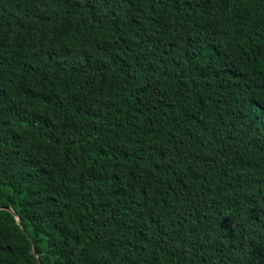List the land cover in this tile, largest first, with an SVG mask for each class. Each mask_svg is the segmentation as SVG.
I'll list each match as a JSON object with an SVG mask.
<instances>
[{"label":"trees","instance_id":"16d2710c","mask_svg":"<svg viewBox=\"0 0 264 264\" xmlns=\"http://www.w3.org/2000/svg\"><path fill=\"white\" fill-rule=\"evenodd\" d=\"M33 247L264 264V0H0V264Z\"/></svg>","mask_w":264,"mask_h":264},{"label":"water","instance_id":"95a60500","mask_svg":"<svg viewBox=\"0 0 264 264\" xmlns=\"http://www.w3.org/2000/svg\"><path fill=\"white\" fill-rule=\"evenodd\" d=\"M3 210H5V211H7L8 213H10V214L15 218V220L18 221V217L14 214V212H13L10 208H5V209H3ZM31 254H32V256L34 257L36 264H39L38 261H37V256H36L37 254H36V251H35L34 247L32 248V252H31Z\"/></svg>","mask_w":264,"mask_h":264}]
</instances>
